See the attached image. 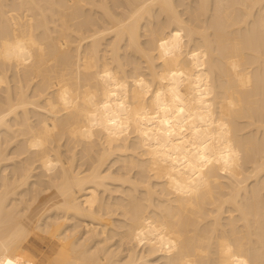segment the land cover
I'll return each instance as SVG.
<instances>
[{"label":"bare ground","instance_id":"6f19581e","mask_svg":"<svg viewBox=\"0 0 264 264\" xmlns=\"http://www.w3.org/2000/svg\"><path fill=\"white\" fill-rule=\"evenodd\" d=\"M0 264H264V0H0Z\"/></svg>","mask_w":264,"mask_h":264}]
</instances>
